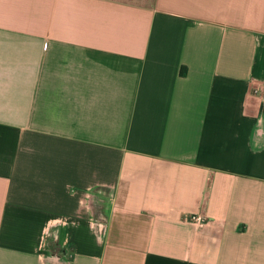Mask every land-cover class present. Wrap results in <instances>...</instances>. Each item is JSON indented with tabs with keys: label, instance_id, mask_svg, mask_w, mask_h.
I'll return each mask as SVG.
<instances>
[{
	"label": "crops",
	"instance_id": "crops-1",
	"mask_svg": "<svg viewBox=\"0 0 264 264\" xmlns=\"http://www.w3.org/2000/svg\"><path fill=\"white\" fill-rule=\"evenodd\" d=\"M0 264H264V0H0Z\"/></svg>",
	"mask_w": 264,
	"mask_h": 264
},
{
	"label": "built area",
	"instance_id": "built-area-1",
	"mask_svg": "<svg viewBox=\"0 0 264 264\" xmlns=\"http://www.w3.org/2000/svg\"><path fill=\"white\" fill-rule=\"evenodd\" d=\"M189 219L193 222H197V223H204L207 221L206 217L202 214H191Z\"/></svg>",
	"mask_w": 264,
	"mask_h": 264
}]
</instances>
